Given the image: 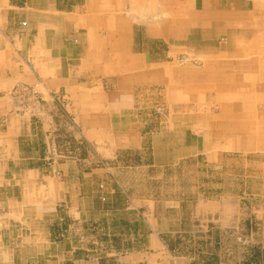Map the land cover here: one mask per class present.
Instances as JSON below:
<instances>
[{
  "label": "crops",
  "instance_id": "1",
  "mask_svg": "<svg viewBox=\"0 0 264 264\" xmlns=\"http://www.w3.org/2000/svg\"><path fill=\"white\" fill-rule=\"evenodd\" d=\"M227 28L240 31L231 64ZM261 31L264 0H0V91H41L37 111L23 115L0 95V264H207L171 253L180 245L168 236L239 226V198L143 192L160 180L148 175L160 165L139 161L148 148L131 131L128 93L158 81L174 109L190 104L183 157L264 150L256 142L264 139V39L247 41ZM181 52L202 59L200 68L172 67ZM175 72L200 73L186 83ZM52 94L70 114V145L56 142L64 123ZM210 106L218 113L208 115ZM84 141L92 152L81 156ZM256 212L254 228H264V207Z\"/></svg>",
  "mask_w": 264,
  "mask_h": 264
},
{
  "label": "rangeland",
  "instance_id": "2",
  "mask_svg": "<svg viewBox=\"0 0 264 264\" xmlns=\"http://www.w3.org/2000/svg\"><path fill=\"white\" fill-rule=\"evenodd\" d=\"M263 32L261 31V33ZM238 35H240V31L233 28H227L223 35L224 53L227 56L224 58L225 61L229 60L230 64L232 61H237L236 57L239 51L236 50L237 46L234 40ZM253 35L247 41L252 42L255 39L263 42L264 35L260 34L256 37ZM202 63V59L185 52L179 53L170 62L172 67L188 68L189 70H198ZM199 73L175 72L177 77H182V79L187 74L186 83L195 81L196 75ZM165 75H167L166 72ZM206 76L204 74L202 83L210 84V80L205 81ZM114 86L115 82L112 83L111 87L112 96L116 98L123 91L114 89ZM178 88L183 94H188L191 90L185 91L184 87ZM129 91L131 93H128V98L129 100L132 99L131 104H129L131 108V112L129 111L132 124L131 131L141 133L143 143L148 148L139 161L154 159L160 165L158 170L148 173V175L153 176L159 175L160 180L144 182L141 188L143 192L176 196L186 194L194 198L201 194L215 200L221 198L231 200V197L237 200L239 198V226L215 228V223H208L207 228H183V232L175 239H172L170 235L168 236L169 243L172 242L171 240H176L177 244L180 245V248H171L169 251L190 259V261H197L198 258L200 260L205 259L207 264H264V228H254L256 211L262 210L264 207V150L261 145L252 148L253 151H230L227 146H224L223 156L221 155L222 151H218L217 158L210 153L208 156L204 154L198 158L195 156L183 157L187 155L183 148H180L184 134L182 131L184 112H189L190 104L187 106L179 104L174 109L170 105L167 85L158 81L149 80L143 86L134 87ZM208 93L211 95L210 91ZM0 95L5 96V99L10 101L12 111L22 115L37 111L35 109L39 105L34 106L33 103H37L41 99L40 89L26 84H17L13 88L2 90ZM52 96L55 100L53 108L64 123V130L61 131L64 137L58 136L56 142L59 146L67 143L70 145L73 139L65 127L66 122L69 123L71 120L70 114L66 110L62 97L56 99L57 94H52ZM198 108L205 110L204 106ZM184 109L186 110L184 111ZM217 109L215 106H210L207 111L208 115L217 114L219 111ZM192 114L195 118L196 113L193 112ZM114 117H112L110 124H112V131H117L120 121L118 118L114 120ZM198 129L196 122H193L192 132H197ZM174 130L177 133H174ZM188 132H190L189 129ZM263 140V138H258L256 142L262 143ZM207 144V147L211 149L213 142L209 141ZM81 145V156L87 155V150L92 152L91 144L89 145L87 141ZM241 148L248 149L247 146ZM175 161L178 163L176 164ZM103 185L101 183L99 187L102 188ZM254 194H257L255 199L251 198ZM232 202L235 204V201ZM151 263H154V259H151Z\"/></svg>",
  "mask_w": 264,
  "mask_h": 264
},
{
  "label": "trees",
  "instance_id": "3",
  "mask_svg": "<svg viewBox=\"0 0 264 264\" xmlns=\"http://www.w3.org/2000/svg\"><path fill=\"white\" fill-rule=\"evenodd\" d=\"M263 253H264V250H263ZM258 254V253H257Z\"/></svg>",
  "mask_w": 264,
  "mask_h": 264
}]
</instances>
